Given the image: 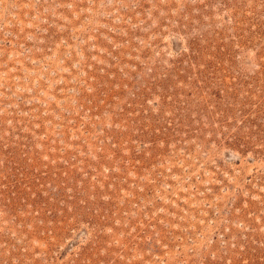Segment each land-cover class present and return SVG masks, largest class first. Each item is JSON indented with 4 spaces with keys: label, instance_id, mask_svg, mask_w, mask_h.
<instances>
[{
    "label": "rangeland",
    "instance_id": "rangeland-1",
    "mask_svg": "<svg viewBox=\"0 0 264 264\" xmlns=\"http://www.w3.org/2000/svg\"><path fill=\"white\" fill-rule=\"evenodd\" d=\"M0 264H264V0H0Z\"/></svg>",
    "mask_w": 264,
    "mask_h": 264
}]
</instances>
